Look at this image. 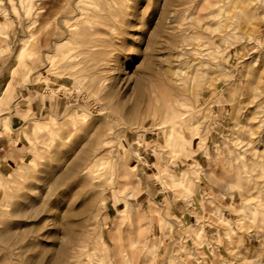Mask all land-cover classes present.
<instances>
[{
	"label": "rangeland",
	"instance_id": "rangeland-1",
	"mask_svg": "<svg viewBox=\"0 0 264 264\" xmlns=\"http://www.w3.org/2000/svg\"><path fill=\"white\" fill-rule=\"evenodd\" d=\"M40 1L67 2L0 0V230H10L0 264H51L64 254L62 264H264L262 0H84L80 17L68 5L71 18L58 22L38 15ZM64 30L70 36L56 43ZM88 38L102 44L78 55ZM90 69L120 117L84 91ZM163 95L193 108L170 130ZM67 107L78 115L67 125L36 130L26 118ZM131 108L141 125L124 129ZM63 133L74 143L53 160ZM80 135L86 154L102 158L52 192L57 171L87 152ZM44 164L59 166L30 180ZM31 184L38 195L11 218Z\"/></svg>",
	"mask_w": 264,
	"mask_h": 264
},
{
	"label": "bare ground",
	"instance_id": "bare-ground-1",
	"mask_svg": "<svg viewBox=\"0 0 264 264\" xmlns=\"http://www.w3.org/2000/svg\"><path fill=\"white\" fill-rule=\"evenodd\" d=\"M170 1L171 0H168V2H170ZM259 1L260 0H258V2ZM259 4L260 5L264 4V0L259 2ZM68 5H70L71 8H76L77 15H79V17L81 16V14H79V11L86 10L83 7L84 0H67L66 3H62L60 5L53 4L52 2H51V4L50 3L49 4L48 3H43L42 1H40L39 5H37V10L39 11L38 15L41 14L42 18L45 17L44 20H52V21H57V22H58V20H62L64 18L65 19H69V18H71V16L69 15L68 9H66V7ZM51 9H52V11H51ZM255 10H256V8H255ZM90 12L91 13L89 15H94L96 20H100L98 18V14L96 12H93V11H90ZM68 36H70V34H68L67 30H64V37H62L60 40L56 41V43H59L62 40L64 41ZM101 44H100V41L97 40V39L88 38V39L85 40L84 48H83L82 52H80L78 55H82L83 57H86V56L92 54L93 52H95L96 47H98ZM47 52H49V51H47ZM97 62H98V60L94 61L93 64L95 65ZM53 63L54 62L52 60L49 61L48 64L46 65V68H48V69L51 68ZM76 65L77 64H75V66ZM115 66H118V65L115 64ZM257 69L256 70L259 71V68H257ZM49 72H50V69H49ZM89 74H90V76L88 77V79H89L88 80V85L85 86L84 91L87 94L95 95V97H97L98 102H101V104H102L101 106H103V105L105 106V108H106L105 111L106 112H108L109 114H111L115 118L120 117L118 112L113 110V108L111 107V99L113 97L112 91L111 90H107V92H105V90L103 91L101 89L100 81L102 79H100V80L97 79L96 71L94 69H90L89 70ZM48 75H50V73L46 74L45 77L43 78L44 82L47 81V76ZM72 79H74V77H72ZM74 89L76 90V92H79L81 90V87L76 86ZM100 91H103L101 93V95H100ZM191 92L189 93V95L193 94ZM184 103H185V105L182 104L179 99H174V98L171 99V98H167L166 95H165V97L163 95V115L164 116H163V121H162L161 124H164V125L167 124V128L169 130L173 126L178 127L179 126V122L183 119L182 115H184V114L188 113L189 111L193 110L191 105H189L187 102H184ZM184 106H186L185 109H187V110H185V112H183L181 110V108H183ZM209 106L211 108H213L214 111H216L217 104H216L215 101L212 102ZM53 107L56 110L57 104H54ZM155 114H156V110H154V111L151 110L150 113H149V115H150L149 118L152 119L153 121L155 119ZM146 115H148V114H146ZM48 116H49L48 119L47 118L44 119V118H41V117L40 118H36L35 116H33V114H29V115H27L26 118H27V121H33L34 122V129H36V130L45 128L48 125L56 124V122H59V121H61L63 124L67 125L68 123L73 121V119L75 117L78 118V115L76 113H74L73 109L70 108V107L65 108L62 111V113H60V114H57L55 112H52V113L49 112ZM137 116H138V110L137 109H134V108L128 109L125 112V116H123V119H125L124 120V122H125L124 123V125H125L124 129L132 130L133 128H131V126H133V125H134V129L135 128H139V125H141V124L138 123V121L136 119ZM132 122H135V124H133ZM84 124L87 125L86 122ZM88 125H89V123H88ZM158 126H159V124L158 125L152 124V126H151L153 128L152 130L161 129V127H158ZM154 127H155V129H154ZM141 128H143V126H141ZM144 129H147V128H144ZM82 138H83V136L80 135L79 137H76L75 140L77 142L79 139L81 140ZM83 141H84V143H83L82 149L83 150L85 149V151H87V152H85V154H86L89 151V148H86V146L89 147L90 144L88 143V140L82 139V142ZM73 143H74V138L72 140H70L69 133L68 134L63 133L61 136H59V141L57 142V144L55 146V149H54L55 152L53 153V160H57V158H58V160H60V158H59L60 149L65 148V149L68 150L70 147H72ZM101 153H102V150L99 151L97 149L94 152H92L91 154L74 155L73 158H72L73 160L71 161V163L64 170L57 171V173L53 176V179H54L53 184H54V186H53L52 192L58 191L60 189V187L65 182L73 180L75 177L81 175V172L86 168V165L90 162V159H92V158H93V160L94 159L95 160L101 159L102 158V154ZM63 157H65V155H63L61 159H63ZM141 163H142V161H141ZM144 164H146V163H144ZM135 165L138 166V163L137 164L134 163L133 166H132V169L135 167ZM58 166H59V164L56 167H51L50 164H44V165H42V170L40 172H38L39 176L37 178H32L30 180H33V182H36V183H40L42 179H45V178H48L49 176H51V172H53L56 168H58ZM9 176H12L14 178V177H17L18 174L13 173V174H10ZM26 192L27 193H25V196L24 195H20V196L17 197V201L13 204V207H12L10 213H9V216L11 218L14 219L15 217H17V214H20V215L23 214L22 211L17 213V210L22 205L20 203V201H24L25 205H29V204L32 203L31 202V198L29 197V194L32 193V195H35V196L38 195L37 188L34 187V185H32V184L29 185V187L26 189ZM47 198H48L47 195L43 196V198L41 200V203H40V209L42 207L47 206V203H46ZM86 220L87 219L81 220V225H82V222H85ZM50 221L53 222L52 225L56 224V213L53 214L52 218H50ZM188 223H189V220L186 219L185 220V227L186 228L189 227ZM82 231H83V226H82V228L79 229L78 233H76L74 235V237L70 233L69 238H72L73 242L75 241L74 239H76L77 242L80 241V240L82 241V239H83ZM9 232H10V230L8 228H2L0 230V242L5 240V239H8ZM139 235H140V228L137 227L136 228V240H135L136 243H140V242H138V239L140 238ZM69 238H68V244L72 240V239H69ZM69 245L72 246V243L69 244ZM24 254L25 253L23 252L21 255H24ZM65 257H66L65 254L62 255V256H59L51 264H62L63 262L66 263L67 261H64V259L67 260ZM38 263L40 264V262H38Z\"/></svg>",
	"mask_w": 264,
	"mask_h": 264
},
{
	"label": "crops",
	"instance_id": "crops-1",
	"mask_svg": "<svg viewBox=\"0 0 264 264\" xmlns=\"http://www.w3.org/2000/svg\"><path fill=\"white\" fill-rule=\"evenodd\" d=\"M40 105H34V109L36 110V108H39ZM58 107V106H57ZM29 109V108H28Z\"/></svg>",
	"mask_w": 264,
	"mask_h": 264
}]
</instances>
